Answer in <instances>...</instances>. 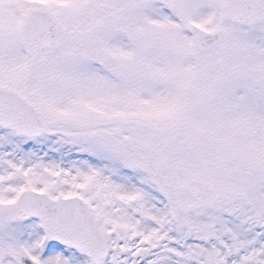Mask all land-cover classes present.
Returning <instances> with one entry per match:
<instances>
[{
    "label": "snow or ice",
    "instance_id": "6c2138e0",
    "mask_svg": "<svg viewBox=\"0 0 264 264\" xmlns=\"http://www.w3.org/2000/svg\"><path fill=\"white\" fill-rule=\"evenodd\" d=\"M0 264H264V0H0Z\"/></svg>",
    "mask_w": 264,
    "mask_h": 264
}]
</instances>
